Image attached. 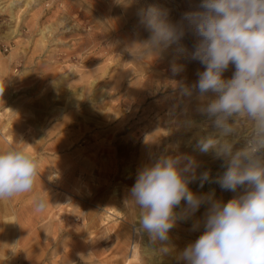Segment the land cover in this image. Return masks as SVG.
Returning <instances> with one entry per match:
<instances>
[{
  "label": "rangeland",
  "instance_id": "rangeland-1",
  "mask_svg": "<svg viewBox=\"0 0 264 264\" xmlns=\"http://www.w3.org/2000/svg\"><path fill=\"white\" fill-rule=\"evenodd\" d=\"M197 2L0 0V150L25 147L40 161L33 192L0 200V264H122L133 245L137 264H148L149 238L135 232L138 210L128 202L139 169L178 149L213 176L222 173V161L194 148L210 127L178 123L185 109L203 119L195 97L174 91L178 81L196 82L202 65L175 43L155 54L152 68L145 61L153 54L135 50L150 35L139 24L141 9L157 7L175 22ZM173 60L184 66L177 77L159 65ZM213 185L217 199L235 195ZM44 191L50 203L38 213L33 201Z\"/></svg>",
  "mask_w": 264,
  "mask_h": 264
},
{
  "label": "clouds",
  "instance_id": "clouds-1",
  "mask_svg": "<svg viewBox=\"0 0 264 264\" xmlns=\"http://www.w3.org/2000/svg\"><path fill=\"white\" fill-rule=\"evenodd\" d=\"M138 16L150 33L138 55L160 54L175 43L202 65L196 82L178 81L174 91L180 98L195 97V112L203 119L198 123L185 109L178 123L185 130L210 127L194 148L222 161L224 169L215 176L201 171L194 156L178 149L139 169L128 202L138 210L135 232L149 238L142 252L172 254L170 231L192 220L190 231L202 232L178 253V264H264V0H198L175 22L157 7L141 9ZM188 36L190 47L183 44ZM230 67L234 72L225 78ZM183 70L171 62L173 77ZM39 169V158L25 147L0 150V200L33 192ZM197 182L201 189L216 184L235 195L225 202L214 189L194 192L190 184ZM49 203L48 193L37 195L34 210L43 213ZM202 206L203 216L194 219Z\"/></svg>",
  "mask_w": 264,
  "mask_h": 264
},
{
  "label": "bare ground",
  "instance_id": "bare-ground-1",
  "mask_svg": "<svg viewBox=\"0 0 264 264\" xmlns=\"http://www.w3.org/2000/svg\"><path fill=\"white\" fill-rule=\"evenodd\" d=\"M36 1V0H35ZM70 6V5H69ZM75 7V6H74ZM2 9V8H1ZM78 10V9H77ZM73 9H70L69 11H66V15L69 17L72 13ZM90 15V14H89ZM95 24V23H94ZM103 25V24H102ZM105 29V28H104ZM121 37V36H120ZM98 39V38H97ZM189 39V38H188ZM187 39V40H188ZM186 40V41H187ZM190 40V39H189ZM185 41V40H184ZM191 41V40H190ZM187 44L189 42H186ZM185 43V44H186ZM123 44V43H122ZM186 44V45H187ZM118 45V43H117ZM120 45V44H119ZM133 45L137 48V45L133 43ZM140 45V44H139ZM189 46V45H188ZM118 47V46H117ZM116 47V48H117ZM121 47V46H120ZM174 47V46H173ZM122 49L124 50H128V51H132L133 49V46H129V45H125L124 47H122ZM168 49V48H167ZM136 50V49H135ZM167 52V51H166ZM177 54V52H176ZM175 54V55H176ZM131 55V54H130ZM179 56V54H178ZM116 57V56H115ZM183 59V58H182ZM185 59V58H184ZM159 60V57L155 54L151 55L150 58H148L145 62L149 65V68H152L154 65L157 64V61ZM171 62H161L159 63V65H162V66H165V71L163 74H167V72H171L170 71V65H171ZM164 64V65H163ZM181 64V63H180ZM143 68V67H142ZM158 68V67H157ZM170 74V73H169ZM177 77V76H175ZM172 78V77H171ZM118 81V80H117ZM191 83V82H190ZM196 119V118H195ZM149 137V136H148ZM205 167L201 166V171L204 170ZM193 184V188L194 187H198V182L197 183H192ZM201 189V188H199ZM214 189V185L213 184H205L204 188L202 189L204 191V193H207L209 192L210 190H213ZM201 190V191H202ZM200 192V191H199ZM203 193V192H202ZM205 211V208L202 206L201 209L196 213V218L199 219L203 216V213ZM188 222V221H187ZM189 222L192 224V220H189ZM202 232V229L201 231H197V232H192L190 230H182L181 228H178V227H175L173 228L171 231H170V238H171V242L172 244L174 245L175 247V251L172 253V254H169V255H166V257H163L161 256L160 259H156L154 256L155 255H148L149 256V261H148V264H167V263H170V264H178V261L176 259L178 253L180 251H182L189 243L193 242L195 239L198 238V236L201 234ZM130 235V234H129ZM128 232L126 233V236H125V242H124V246L121 250L122 253H124V248H126V245H127V241H128ZM146 244V243H145ZM132 250H131V253H130V256L124 258V261L122 264H137L139 262V257H140V253H139V250L137 248L136 245H133L131 246ZM150 245H145L144 247V250L149 248ZM124 250V251H123ZM163 259V261L161 260Z\"/></svg>",
  "mask_w": 264,
  "mask_h": 264
}]
</instances>
